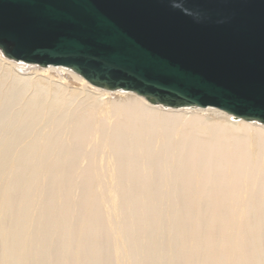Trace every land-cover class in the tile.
Wrapping results in <instances>:
<instances>
[{
  "label": "bare ground",
  "instance_id": "obj_1",
  "mask_svg": "<svg viewBox=\"0 0 264 264\" xmlns=\"http://www.w3.org/2000/svg\"><path fill=\"white\" fill-rule=\"evenodd\" d=\"M0 264H264V125L0 50Z\"/></svg>",
  "mask_w": 264,
  "mask_h": 264
},
{
  "label": "water",
  "instance_id": "obj_2",
  "mask_svg": "<svg viewBox=\"0 0 264 264\" xmlns=\"http://www.w3.org/2000/svg\"><path fill=\"white\" fill-rule=\"evenodd\" d=\"M0 50L264 125V0H0Z\"/></svg>",
  "mask_w": 264,
  "mask_h": 264
},
{
  "label": "snow or ice",
  "instance_id": "obj_3",
  "mask_svg": "<svg viewBox=\"0 0 264 264\" xmlns=\"http://www.w3.org/2000/svg\"><path fill=\"white\" fill-rule=\"evenodd\" d=\"M89 6L92 7V8H96L97 7L96 4H92V5H89Z\"/></svg>",
  "mask_w": 264,
  "mask_h": 264
}]
</instances>
